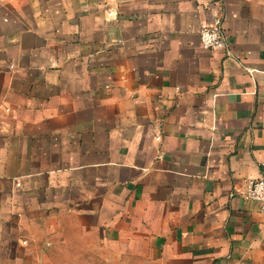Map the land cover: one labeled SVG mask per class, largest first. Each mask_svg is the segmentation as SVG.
Segmentation results:
<instances>
[{"label": "crops", "instance_id": "obj_1", "mask_svg": "<svg viewBox=\"0 0 264 264\" xmlns=\"http://www.w3.org/2000/svg\"><path fill=\"white\" fill-rule=\"evenodd\" d=\"M262 176L264 0H0V264H264Z\"/></svg>", "mask_w": 264, "mask_h": 264}, {"label": "built area", "instance_id": "obj_2", "mask_svg": "<svg viewBox=\"0 0 264 264\" xmlns=\"http://www.w3.org/2000/svg\"><path fill=\"white\" fill-rule=\"evenodd\" d=\"M110 14V13H109ZM211 21L201 24L198 35L200 46L207 51L220 47L223 41V17L219 9L211 11ZM243 198L255 202L264 215V176L246 182ZM25 243V242H23Z\"/></svg>", "mask_w": 264, "mask_h": 264}]
</instances>
